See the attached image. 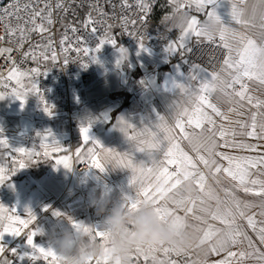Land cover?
Wrapping results in <instances>:
<instances>
[{"label": "crops", "instance_id": "crops-1", "mask_svg": "<svg viewBox=\"0 0 264 264\" xmlns=\"http://www.w3.org/2000/svg\"><path fill=\"white\" fill-rule=\"evenodd\" d=\"M179 1L187 6V10L176 12L171 17L169 25L178 29L181 36L183 30L181 22L178 21H181L183 14L189 19L194 17L198 21V26H202L209 22L207 13L213 11V8L220 17V28H231L249 35L255 31L231 19L232 0H216L214 4L200 10H197L192 0ZM213 36L220 37L219 29L213 32L211 37ZM194 38L207 37L196 36L193 33L185 38L184 43ZM222 42L225 45V40ZM173 43L168 42L160 52L139 45L109 46L104 55L94 58V69L83 93L82 109L74 112L79 124L76 131L79 143L78 157L90 159L92 163L85 177V194L93 207L92 215H88L83 206L79 181L72 168V156L64 143L67 136L66 118L60 114L50 115L45 112L44 115L50 119L49 123L39 134H32L35 137L33 144H27L25 135L31 131L33 124L32 94L25 89L22 75L16 70L9 71L7 78L15 83V87L10 92L0 89V93L4 95V98L0 99V141L6 142L0 143L2 169L0 175H3V180H0V206L3 215L11 216L14 220H29V224L25 227L14 223L12 226L20 229V235L3 233L0 237V247L4 248V252L0 253V264L5 260L9 264H49L48 260L27 243L29 234L39 228L40 232L33 238V242L47 249V237L42 233L56 223L60 216L65 217L61 226L72 227L71 221H77L86 226L101 227L103 216L97 211L100 201L107 200L110 208L122 195L143 199L142 196L137 197L140 181L143 180L145 186L156 183L155 176L148 178L147 169L166 166L169 171L176 170L177 165L167 164L166 157L168 149L173 144L196 162L197 168L205 174L206 186H210L215 193V198L203 201L202 204V200L197 199L195 212L202 219L197 220L193 214H188L194 228L207 230L211 225L213 230L225 229V225L219 219L213 220L209 213L218 209L223 211L226 207L235 211L233 197L242 203L252 204V207L245 210L246 214L254 216L257 230L264 227L261 199L252 192L245 193L239 181H232L226 173H215L214 168L212 170L205 168L198 157L205 155L207 158V154L203 149L197 152L195 142H190V138L202 132L206 134L203 130L213 128L217 144L215 151L233 158L229 164L227 159L213 157L217 164L222 168L231 167L233 171H236V166L239 165L246 173L245 182L248 187L254 191L258 190L259 185H252L250 181L264 180V165L252 167L249 161H259L264 157V130L260 127L264 124V108L254 106L257 99L264 100V89H260L256 83L247 79L243 81L248 84L247 95L254 97L252 104H249L247 99L240 100L239 97L230 99L219 89L210 94L202 91L203 85L210 81L211 74L200 68H197L196 72L193 69L186 71L177 51H167L168 46ZM230 43L234 48L238 47L236 41ZM120 49L126 50L124 58ZM228 54L229 50L225 59ZM224 67L223 63L222 68ZM192 75H196L197 79L190 80L189 77ZM220 75L226 77L227 74L220 70ZM180 84L184 85V89L175 86ZM13 93H20L21 99H17ZM199 95H208L209 101L216 106L220 115L204 106L203 110L211 116L214 125L203 121L202 127L196 128L195 124L188 123L190 116L186 115L179 117L183 124L181 130L176 126L177 113L185 109L188 113H193L198 106ZM253 114L256 117V135L249 136L247 133L252 131ZM160 117L164 118L163 121L159 120ZM129 124L133 127L129 128ZM82 127L89 128L88 140H85L81 133ZM221 131L224 132L223 137L220 135ZM127 136H135L136 139L130 141ZM153 143L157 147H151ZM21 148L26 151L24 153L16 151ZM36 148L41 150L43 156H36ZM139 148L144 150H138ZM64 157L68 158V168H65L63 163H57ZM94 159L101 163L103 171L95 168ZM121 160L124 163H118ZM128 160L131 161L132 167L127 166ZM21 162L25 167L19 166ZM133 168L138 170L143 168L145 171L143 174L140 171L134 173ZM134 175L138 177L137 184L130 185ZM195 191L202 193L198 188ZM181 193L183 196L187 195L186 190H181ZM181 193L174 190L169 194L167 198L169 207H174L173 201L179 199ZM29 212L35 217L34 220L31 219ZM56 212L61 215H54ZM6 223L7 221L0 223V231H3ZM234 226L247 233L254 248L264 252V244L260 243L257 231L248 226L246 217H238ZM202 234V231L197 232V235ZM216 238L218 237L213 238V242ZM97 242L101 243L102 238L98 237ZM230 250L252 251L248 248L247 241L231 246ZM156 255L159 260L165 259L163 252ZM34 256L37 258L33 259ZM169 258L176 260L177 264H185V261H206V264H215L218 260H225L227 264H264L255 257H246L243 260L239 257H230L227 250L219 253L208 252L205 256L197 248L189 250L187 256L170 253ZM109 264L112 262L109 261ZM141 264H144L143 258Z\"/></svg>", "mask_w": 264, "mask_h": 264}, {"label": "built area", "instance_id": "built-area-1", "mask_svg": "<svg viewBox=\"0 0 264 264\" xmlns=\"http://www.w3.org/2000/svg\"><path fill=\"white\" fill-rule=\"evenodd\" d=\"M141 3L148 5L147 11L141 10ZM179 3L182 4L179 11L187 10L182 1ZM57 4L62 6L57 7ZM34 12H41V17H35V24L32 22ZM49 12L51 24L47 23ZM176 12L173 0H0V49H11V52L0 53V89L12 91L15 83L7 74L16 70L23 77L25 89L32 94L33 124L25 135L27 144H33L32 134H39L49 123L50 119L44 115L46 105L50 115L60 114L66 118L64 143L72 156L73 172L88 215L93 214V207L85 194V177L92 163L90 159L78 157L76 131L79 124L74 112L82 109L83 93L94 69L95 56L104 55L109 46L141 44L160 52L172 41L177 45V55L186 71L197 66L210 74H220L228 52L222 39L219 36L194 38L179 47L180 31L169 25ZM41 24L45 31H32ZM6 26L16 29L15 34H10ZM19 28L25 29L23 38ZM108 39L114 40L115 45L105 43L95 51L101 40ZM234 88L239 91L240 85ZM36 156H43L39 148H36ZM91 264H96L95 258Z\"/></svg>", "mask_w": 264, "mask_h": 264}, {"label": "snow or ice", "instance_id": "snow-or-ice-1", "mask_svg": "<svg viewBox=\"0 0 264 264\" xmlns=\"http://www.w3.org/2000/svg\"><path fill=\"white\" fill-rule=\"evenodd\" d=\"M174 4H176V11L179 12L180 7L182 6L178 0H173ZM196 4L197 10L205 8L207 5L214 4L216 0H192ZM62 5L57 4V7H61ZM28 7L27 5L25 6ZM141 10L147 11L148 5L145 3H141ZM7 13V10H5ZM209 17V22L202 26H198V21L193 17L189 19L186 14L182 15L181 18V28L183 30V34L180 37L179 47L184 46L185 38L190 34H195L196 36H205L211 38L214 31L219 29L220 37L222 40H225V47L228 48L229 54L228 57L224 60V68L221 69V72H225L227 75L226 77H222L219 73L213 72L210 77V81L203 85L202 91L211 93L216 89L222 91L226 96L230 99H234L235 97H239L240 100L247 99L249 104H252L254 97L247 95L249 88L248 84L244 83L243 81L247 79L248 81H252L257 84L260 89H264V0H232L231 3V19L234 20L237 24L242 25L245 28L250 30H255L252 35L247 33H239L231 28H220L221 20L220 17L217 15L215 9L207 13ZM35 17H41V12H34L33 17V24H35ZM43 18V17H42ZM89 21H91V17L89 16ZM47 23L51 24V12L48 13ZM186 25V27H185ZM8 31L10 34H15L16 29H12L9 26ZM39 30L40 32L45 31L43 24L34 27L32 31ZM21 38L24 37L25 29L19 28ZM75 31V29H73ZM95 31V29H93ZM2 39V38H0ZM230 41H236L238 47H233ZM105 43H111L115 45V41L108 39V40H101L99 45L96 47L95 51H99V49ZM22 46V45H21ZM141 47L143 45L141 44ZM177 49V45L175 43L170 44L167 48L168 52H175ZM85 51H89L85 49ZM122 53V58L125 57L126 50L120 49ZM3 52H11V49L5 48L0 49V53ZM233 52H235V56H233ZM27 55V53H25ZM55 59V57H53ZM33 71H36L35 69ZM193 71H197V66H194ZM201 71V70H200ZM190 80L197 79L196 75H192L189 77ZM239 84L241 87V91H235L234 86ZM180 89H184V85H175ZM232 91H228V90ZM37 93L39 89H36ZM13 95L17 99H21L20 93H13ZM4 95L0 93V99H3ZM41 101L43 102V97H41ZM23 102V101H22ZM204 106L210 108L213 112L217 115H220L218 109L214 104H212L209 99L208 95H199L198 97V106L195 108L193 113H188V111L182 110L177 113L178 120H177V127H180L183 130V124L180 122L179 117L183 116H190L188 123L195 124L196 128L202 127V122L207 121L209 124L214 125V121L212 120L211 116H209L204 110ZM257 108H264V100H256L254 105ZM46 112L50 113V108L46 105L45 109ZM163 117H160L159 120L163 121ZM129 128L133 127L131 124L128 125ZM261 129L264 130V124L260 125ZM124 131V129H121ZM167 130V129H166ZM256 117L255 114L252 115V131L248 132L247 135L254 136L256 135ZM206 134H200L190 138V142L194 141L196 150L199 152L200 149H203L204 152L207 154V158L205 155H199V161L208 168L212 170L214 168L215 173H226L228 177L231 178L232 181H239V184L243 186V191L245 193L252 192L253 195L259 197L262 201L260 207L264 209V180H252L250 183L252 185H259V189L254 191L252 188L248 187L245 182V175L246 173L243 169L240 168L239 165L236 166V171H233L231 167H224L222 168L220 165L217 164L216 159L213 157H220L222 159H227L229 164L232 163L233 158L224 156L222 152H216L215 148L217 147L216 141L214 139L216 133L214 132L213 128H207L203 130ZM88 127H82L81 133L84 135V139L88 140ZM221 137H223L224 132H220ZM128 139L134 140L136 139L135 136H127ZM0 143L6 144L5 141H0ZM99 143V142H97ZM151 147L155 148L157 145L155 143L150 145ZM251 147V146H249ZM138 150L143 151V148H139ZM16 151L24 153L25 149H17ZM111 152V149L108 150ZM47 155V153H45ZM167 157V164L169 165H177L175 171H169L166 166H159L154 168L147 169L148 178L155 176L156 183L152 184L149 183L145 186L144 181H140V188L137 191V197L142 196L143 199H152L155 200L157 205L160 204L162 200L168 198L169 194L172 193L174 190L177 193H181V190H186L185 188V181H191L192 189L196 190L197 188L201 192H205L209 189L210 186H206V177L203 172H201L197 168L196 162L188 156L186 153L179 151L178 146L173 144L166 153ZM67 157H64L63 160L57 161V163H63L65 168H68L69 165L67 163ZM118 163H124L123 160L118 161ZM252 167H256L257 165H264V157H261L259 161H249ZM93 165L95 168L100 169L101 171L104 170V167L101 163L94 159ZM21 168L25 167L24 163L21 162L19 165ZM127 166L132 167L131 161H127ZM140 171L142 174L144 173V169H136L133 168V172ZM2 172V169H0ZM0 180H3V175H0ZM138 177L133 176L130 180V185L137 184ZM219 183V180H217ZM209 195L211 193L209 192ZM143 199L139 198H128L126 204L124 205L127 207L129 211H135L138 209L141 201ZM174 204H181V205H188L186 209H181L182 211H186V214H193V217L197 220H201L202 217L197 215L195 209H197V199H192L190 202L185 199V197L180 194V198L173 201ZM203 201H201V204ZM225 203H227L225 201ZM233 208L235 211L229 208H225L223 211L219 209L216 212H210L209 215L213 220L219 219L222 224L225 225V229L220 230H213L212 226L209 225L207 230L199 229L198 233L202 231V236L197 235L196 241L194 244L189 245L184 248H175V247H161V248H149L147 250L144 249H137V254L134 255L132 259V264H141V258H143L144 264H177V261L174 259L169 258L170 253H175L176 255L183 254L187 256L189 250L193 248L200 249L201 252L206 256L208 252L219 253L222 250H227V254L230 257H239L241 260L244 258H252L255 257L260 262H264V252H260L259 249L254 248L253 242L250 237H248L247 233L240 230L236 225L237 218H245L247 219L248 226L251 227L254 231H257L259 241L261 244H264V227H260L258 230L256 228V221L254 216L247 215L246 209L252 207L253 205L248 202H240L233 197L232 200ZM244 209V210H242ZM157 211H160V208L157 207ZM200 211H205V209H200ZM30 216L31 213L29 212ZM54 215H61V213L56 212ZM261 216H264V211L261 212ZM179 216H177V220H179ZM31 219H35L34 216H31ZM7 223L4 225L3 231H0V237H2L3 233H10L13 235H20V229L13 227L14 223H19L22 226L27 227L29 224V220H14L11 216H5L2 214V206H0V223ZM72 227L75 231L80 232L83 231L87 233L90 238L94 241H97V238H102L101 247L104 249L105 252L108 251V234L101 229V227H97L94 225H85L82 222L71 221ZM264 223V221H262ZM40 232L38 228L36 231L32 232L27 237V243L33 247V249L39 253L45 260L49 261V264H59V257L57 254L50 248H43L37 246L33 242V238ZM222 233V234H219ZM218 237L214 240L213 238ZM243 241H247L248 248L252 249V251L241 250L239 252L231 251V246L239 245L243 243ZM207 246V247H204ZM4 252V248L0 247V253ZM163 252L165 255V259L159 260L156 253ZM37 257H33L36 259ZM109 256L98 257L96 259V264H109L110 261ZM92 258H89V264H91ZM3 264H9L8 261H4ZM117 264L119 262L117 261ZM185 264H206L204 262H197V261H185ZM215 264H227L225 260H218Z\"/></svg>", "mask_w": 264, "mask_h": 264}, {"label": "clouds", "instance_id": "clouds-1", "mask_svg": "<svg viewBox=\"0 0 264 264\" xmlns=\"http://www.w3.org/2000/svg\"><path fill=\"white\" fill-rule=\"evenodd\" d=\"M185 188L187 195L184 197L189 202L192 199L207 201L215 198L211 187L197 193L189 180L185 181ZM128 198L131 197L122 195L110 208L107 200L98 203V214L103 216L101 229L108 234L107 252L87 233L77 232L67 225L61 226L65 220L63 216L42 233L47 237L48 248L60 258L59 264H89V258L104 256H109L112 264H117V261L119 264H132L131 258L137 254V249L184 248L195 243L198 228H194L186 211L181 210L188 205L169 207L167 199L159 205L155 200L143 199L137 210L129 211L124 206Z\"/></svg>", "mask_w": 264, "mask_h": 264}]
</instances>
